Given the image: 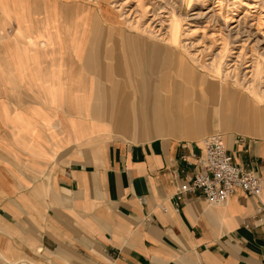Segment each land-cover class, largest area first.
Segmentation results:
<instances>
[{"label":"crops","instance_id":"0c3cea01","mask_svg":"<svg viewBox=\"0 0 264 264\" xmlns=\"http://www.w3.org/2000/svg\"><path fill=\"white\" fill-rule=\"evenodd\" d=\"M60 7L65 19L74 5L0 0L1 264H264V137H224L237 162L259 171L260 194L234 188L224 202L210 203L187 191L176 201L175 191L193 172L201 149L200 140L181 138L205 132L203 119L193 115L198 108L213 112L206 97L214 82L196 76L197 90L184 88L186 99H175L168 66H153L127 127L112 131L131 140L148 132L169 136L108 138L106 123L90 118L92 91L71 89L76 70L83 69V84L93 75L72 59L69 25L60 17L64 60L58 64L56 35L44 21H55ZM78 33L81 47L87 31ZM45 38L50 46L41 49ZM240 95L234 92L229 108L223 98L222 114H233ZM234 114L235 130L262 131L264 119L255 117L251 126Z\"/></svg>","mask_w":264,"mask_h":264},{"label":"rangeland","instance_id":"374dc122","mask_svg":"<svg viewBox=\"0 0 264 264\" xmlns=\"http://www.w3.org/2000/svg\"><path fill=\"white\" fill-rule=\"evenodd\" d=\"M56 1L74 5L65 19H61L64 8L60 7L55 11V21L43 20L56 35L58 64L61 66L64 60L61 54L63 39L58 26L60 17L69 25L66 40L73 53L72 59L82 62L81 65L93 75L89 74V85L83 84L80 82L83 69L76 70L71 89L83 93L92 91L90 118L106 123L110 128L105 134L108 138L139 141L169 136L148 132L131 140L116 137L112 131V126L119 130L127 127L138 88H148L151 68H159L163 62L168 66V91L175 99L185 97L184 88L197 90L193 84L196 76L203 82H214L213 95L206 97L212 101L213 112L207 114L205 109L198 108L193 115L198 121L203 119L205 132L181 139L199 141L214 131L229 138L264 137V127L262 131L235 130L232 112L227 111L226 116L220 111L221 93L227 85L232 93L251 96L252 102L262 107L256 112L258 120L264 119V0ZM78 6L89 11L83 15L84 7L77 10ZM40 11L43 13V9ZM81 27L87 31L84 47H79L76 42ZM46 38V45L41 49L50 46V40ZM189 70L194 71L195 78L187 79ZM60 87L59 84L58 90H62ZM189 97L195 104L200 103V97ZM119 105H122L123 116L119 111V121L114 122L115 109ZM90 123V129H97L96 124Z\"/></svg>","mask_w":264,"mask_h":264},{"label":"built area","instance_id":"2783aa9c","mask_svg":"<svg viewBox=\"0 0 264 264\" xmlns=\"http://www.w3.org/2000/svg\"><path fill=\"white\" fill-rule=\"evenodd\" d=\"M200 142V152L194 155V170L179 184L174 194L176 201L187 191H197L210 203L224 202L234 188L246 194H260L263 182L259 171L234 159L222 133L211 132Z\"/></svg>","mask_w":264,"mask_h":264},{"label":"bare ground","instance_id":"6f19581e","mask_svg":"<svg viewBox=\"0 0 264 264\" xmlns=\"http://www.w3.org/2000/svg\"><path fill=\"white\" fill-rule=\"evenodd\" d=\"M100 1H104V0H100ZM99 1V2H100ZM202 76V75H201ZM206 77V76H205ZM201 83V82H200ZM203 83V82H202ZM226 83V82H225ZM210 84V83H209ZM214 84V83H213ZM227 84V83H226ZM227 87V85H226ZM208 89V88H207ZM213 91L214 89H212L211 91H207V93L209 95H213ZM204 92V91H203ZM222 95V99L221 102L223 101V98L226 100H230V102L228 103V108L230 106L231 103V99H233L234 93H232V91H230V89L226 88L224 92L221 93ZM199 96V95H198ZM187 97V96H186ZM186 99V98H185ZM188 103V102H187ZM186 103V104H187ZM204 104V103H203ZM237 107L233 108V114L232 116L235 114L234 113H238L240 119H242L245 123H248L251 126H254V119L256 116V112L258 110H260V108H262L260 105H258L257 103L252 102V97L249 95H246L244 93H242L239 97H238V103L236 102ZM221 105V104H220ZM233 106V104H232ZM189 107V106H187ZM186 108V107H185ZM224 108V107H223ZM227 108V109H228ZM225 109V108H224ZM187 110V109H185ZM192 110V109H191ZM225 114V112H224Z\"/></svg>","mask_w":264,"mask_h":264}]
</instances>
